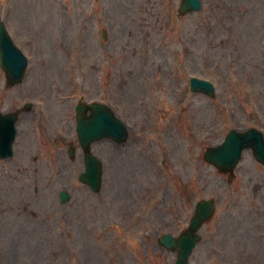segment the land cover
<instances>
[{
	"label": "rangeland",
	"instance_id": "obj_1",
	"mask_svg": "<svg viewBox=\"0 0 264 264\" xmlns=\"http://www.w3.org/2000/svg\"><path fill=\"white\" fill-rule=\"evenodd\" d=\"M179 1L0 0L28 58L18 84L0 68V110L32 106L0 161V264H173L158 237L177 235L199 198L216 211L189 264H264V166L246 149L228 181L202 157L231 128L264 133V0H201L185 15ZM190 75L212 80L215 99L190 92ZM77 99L107 103L129 131L91 144L95 193L78 180Z\"/></svg>",
	"mask_w": 264,
	"mask_h": 264
},
{
	"label": "water",
	"instance_id": "obj_2",
	"mask_svg": "<svg viewBox=\"0 0 264 264\" xmlns=\"http://www.w3.org/2000/svg\"><path fill=\"white\" fill-rule=\"evenodd\" d=\"M182 6L186 9H198L200 3L198 0H184ZM0 56L2 67L7 74L10 84L21 80L27 63L25 56L17 49L10 40L3 27L0 29ZM192 88L206 93L213 97L214 90L212 84L205 81H195ZM93 107L92 117H84L83 110L79 111L78 132L80 142L85 151V171L80 175V179L90 184L93 190L100 187L101 166L100 161L94 157L88 145L90 141L99 139L103 136L126 137V131L123 124L112 116L110 110L102 105ZM16 113L6 115L0 114V153H11V141L14 136V122ZM252 147L254 156L264 164V141L261 133L250 129L244 133H238L231 130L227 133L225 140L214 147H209L204 153L206 161L214 164L220 171H232L238 159L241 157L243 148ZM61 200L67 198L65 191L61 192ZM213 211V203L210 200H200L197 202L194 214L191 218L189 227L181 233L176 239L170 235L161 238V242L168 247H178V255L175 264H187V257L192 247L200 239L195 234L203 221L207 220Z\"/></svg>",
	"mask_w": 264,
	"mask_h": 264
},
{
	"label": "bare ground",
	"instance_id": "obj_3",
	"mask_svg": "<svg viewBox=\"0 0 264 264\" xmlns=\"http://www.w3.org/2000/svg\"><path fill=\"white\" fill-rule=\"evenodd\" d=\"M116 173H119V171H116Z\"/></svg>",
	"mask_w": 264,
	"mask_h": 264
}]
</instances>
